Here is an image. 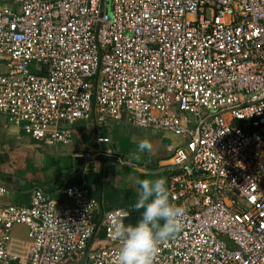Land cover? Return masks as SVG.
Wrapping results in <instances>:
<instances>
[{
    "label": "built area",
    "instance_id": "2783aa9c",
    "mask_svg": "<svg viewBox=\"0 0 264 264\" xmlns=\"http://www.w3.org/2000/svg\"><path fill=\"white\" fill-rule=\"evenodd\" d=\"M0 115L42 145L91 116L171 134L167 189L186 215L154 264H264V0H0ZM104 141L84 156L122 163ZM60 192L71 205L41 188L0 205V264H113L129 210L104 215L114 247L88 251L96 202Z\"/></svg>",
    "mask_w": 264,
    "mask_h": 264
},
{
    "label": "crops",
    "instance_id": "0c3cea01",
    "mask_svg": "<svg viewBox=\"0 0 264 264\" xmlns=\"http://www.w3.org/2000/svg\"><path fill=\"white\" fill-rule=\"evenodd\" d=\"M3 1L11 4V0ZM59 125L71 132L68 145L36 144L0 115V184L5 188L0 205L27 206L35 188H41L60 204L71 205V200L61 194V186H82L87 198L96 202L93 220L99 230L104 226L105 213L113 209L129 210L130 215L123 223L136 225L141 218L137 212L143 211L134 208L138 199L137 180L163 177L167 181V165L180 140L157 129L138 127L125 115L103 123L95 122L91 116ZM96 138L105 139L100 149L113 151L122 163L101 156H84L97 145ZM144 139L152 148L138 152L137 146ZM11 235L9 251L24 259L28 245L26 228L14 226ZM70 262L81 261L73 256L62 264Z\"/></svg>",
    "mask_w": 264,
    "mask_h": 264
},
{
    "label": "clouds",
    "instance_id": "9594fccd",
    "mask_svg": "<svg viewBox=\"0 0 264 264\" xmlns=\"http://www.w3.org/2000/svg\"><path fill=\"white\" fill-rule=\"evenodd\" d=\"M151 148L144 139L136 150L144 152ZM166 184L163 177L137 180L138 199L134 208L143 211L136 225L116 226L114 238L120 247L113 264H154L160 245L182 230L186 209L172 202Z\"/></svg>",
    "mask_w": 264,
    "mask_h": 264
},
{
    "label": "trees",
    "instance_id": "16d2710c",
    "mask_svg": "<svg viewBox=\"0 0 264 264\" xmlns=\"http://www.w3.org/2000/svg\"><path fill=\"white\" fill-rule=\"evenodd\" d=\"M137 214H142V212H137ZM114 246H111L106 240L104 236V230L103 228L99 230L96 235L91 240L89 250L90 251H97L101 249H108Z\"/></svg>",
    "mask_w": 264,
    "mask_h": 264
},
{
    "label": "water",
    "instance_id": "95a60500",
    "mask_svg": "<svg viewBox=\"0 0 264 264\" xmlns=\"http://www.w3.org/2000/svg\"><path fill=\"white\" fill-rule=\"evenodd\" d=\"M64 187H65V184H63V185L61 186V190H62ZM61 190H60V191H61Z\"/></svg>",
    "mask_w": 264,
    "mask_h": 264
},
{
    "label": "rangeland",
    "instance_id": "374dc122",
    "mask_svg": "<svg viewBox=\"0 0 264 264\" xmlns=\"http://www.w3.org/2000/svg\"><path fill=\"white\" fill-rule=\"evenodd\" d=\"M165 134H169V133H165ZM71 263L74 264L73 262H70V264H71Z\"/></svg>",
    "mask_w": 264,
    "mask_h": 264
}]
</instances>
